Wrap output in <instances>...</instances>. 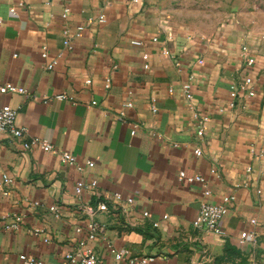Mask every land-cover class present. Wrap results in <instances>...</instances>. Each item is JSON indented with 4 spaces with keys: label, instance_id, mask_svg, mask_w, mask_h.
I'll return each instance as SVG.
<instances>
[{
    "label": "crops",
    "instance_id": "1",
    "mask_svg": "<svg viewBox=\"0 0 264 264\" xmlns=\"http://www.w3.org/2000/svg\"><path fill=\"white\" fill-rule=\"evenodd\" d=\"M221 4L220 20L199 26L181 0H0V84L26 91L0 93V109L16 110L27 129L21 140L0 133V181H13L0 189V264H21V255L61 264L76 227L91 219L104 229L90 244L102 264H130L108 244L154 256L151 264H264V5ZM79 26L68 49L64 32ZM43 48L60 58L53 71ZM246 77L252 95L231 108V88ZM35 138L55 151H24ZM63 153L84 169L64 164ZM78 182L86 185L80 198ZM115 195L134 202L113 201L109 213L92 216ZM224 197H234L220 222L225 236L196 229L201 203ZM12 224L18 230L5 229ZM244 232L255 240L241 242Z\"/></svg>",
    "mask_w": 264,
    "mask_h": 264
},
{
    "label": "built area",
    "instance_id": "2",
    "mask_svg": "<svg viewBox=\"0 0 264 264\" xmlns=\"http://www.w3.org/2000/svg\"><path fill=\"white\" fill-rule=\"evenodd\" d=\"M134 4H139L140 0H132ZM12 12H15L14 9L11 10ZM69 13L68 9L64 10L63 17L66 18ZM94 18H89V22H93ZM98 21L100 23L105 22L104 16H100L98 18ZM1 24V20H0ZM84 32V27L79 26L73 34L70 30H65V41L64 45L68 49L73 48L74 40L79 39L82 36V33ZM156 42L157 40L154 39ZM134 46L141 47L143 45L140 41H134L132 43ZM249 51V48L247 46L242 47V52L244 54H247ZM41 56L44 60H46L45 68L47 70L53 71L55 70L58 65L60 58L55 57L51 60H49L50 54L47 50V48H43ZM254 61L248 56L246 57L245 64L246 66L250 67L252 66ZM148 68V66H146ZM107 82V87H108ZM253 80L251 77H246L245 80L239 84H234L231 88V98L232 101L230 102V107L233 108L237 104V100L242 98L244 95H252L253 89H252ZM183 93L185 95V98L187 101L191 102L192 100V94H191V85L185 84L183 85ZM26 91L23 88H19L17 86L7 84L2 85L0 84V93L2 94H24ZM67 96L59 95L57 96V99L64 100ZM127 108L132 107L131 103L126 104ZM220 112H224L223 109L220 110ZM0 133L4 134H10L17 140L24 139L27 135V129L21 128L17 125V111L11 108L10 106H5L0 109ZM135 134V131L133 132ZM199 136L203 135V131L200 130L198 133ZM24 151H29L32 148L39 147L45 152H53L55 151V147L52 143L42 140L40 138H35L32 140H24L22 144ZM195 154L201 155L200 150H196ZM62 161L64 164H68L71 166H75L79 171H82L84 168L78 164L77 158L69 153H63L62 154ZM89 167H94L93 162H88ZM181 178H185L188 183H195L200 182L204 185L205 188H207V184L205 182V179L202 177H188L184 172H181L180 174ZM12 180L8 178L7 176H4L0 181V189L4 185L12 184ZM97 183L93 182L90 184L89 188L91 190L96 189ZM84 189H86V185L83 182H78L75 187L76 195L78 198L81 197ZM205 194H209L208 191H205ZM122 203L121 205L124 207L130 206L133 204L134 200L132 198H126L125 200L122 198L121 195H115L113 198L107 197L105 200L99 201L96 211L92 213V216L99 214V213H109L110 207L115 202ZM234 201V197H224L221 202L215 204V203H208L203 202L201 203L199 213L195 221L193 222V226L201 230L205 233H210L216 236H225L224 230H222L220 226V222L223 219V217L228 213L230 210V206ZM52 212L57 211V207L53 206L50 208ZM143 217L147 218L149 217L148 212L143 213ZM158 224H154V227H158ZM6 230H18L17 224H12L5 227ZM103 227L100 226L98 223L93 221L92 219L90 222L82 227H76L75 233H76V239L75 243L72 247H70L67 252L63 255L61 264H102L99 256L97 255L94 248L90 245L96 238L99 236L101 232H103ZM34 235L37 237H42L44 235L43 230H34ZM255 240V236L253 233H246L244 232L241 235V242L246 240ZM48 238L44 239V242H48ZM107 249L109 253L114 257V259L117 262L122 261H128L130 264H151L155 261L154 256H148V257H132L130 252L128 250H118L116 249L112 244H108ZM19 260L21 264H44L41 260H38L34 257H29L26 255H21L19 257Z\"/></svg>",
    "mask_w": 264,
    "mask_h": 264
},
{
    "label": "rangeland",
    "instance_id": "3",
    "mask_svg": "<svg viewBox=\"0 0 264 264\" xmlns=\"http://www.w3.org/2000/svg\"><path fill=\"white\" fill-rule=\"evenodd\" d=\"M187 11V18L196 25H215L222 17V0H181ZM264 5V0H251V3Z\"/></svg>",
    "mask_w": 264,
    "mask_h": 264
}]
</instances>
